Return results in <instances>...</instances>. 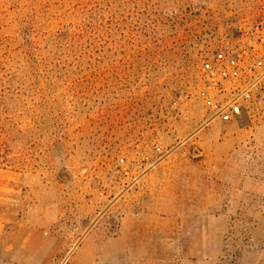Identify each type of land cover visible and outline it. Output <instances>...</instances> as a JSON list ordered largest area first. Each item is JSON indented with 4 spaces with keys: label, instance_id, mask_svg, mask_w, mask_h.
I'll list each match as a JSON object with an SVG mask.
<instances>
[{
    "label": "rangeland",
    "instance_id": "obj_1",
    "mask_svg": "<svg viewBox=\"0 0 264 264\" xmlns=\"http://www.w3.org/2000/svg\"><path fill=\"white\" fill-rule=\"evenodd\" d=\"M263 6L0 0V264H264Z\"/></svg>",
    "mask_w": 264,
    "mask_h": 264
},
{
    "label": "built area",
    "instance_id": "obj_2",
    "mask_svg": "<svg viewBox=\"0 0 264 264\" xmlns=\"http://www.w3.org/2000/svg\"><path fill=\"white\" fill-rule=\"evenodd\" d=\"M262 14H263V23L261 26V32L258 36V39L255 42H250L248 46L249 52L252 53L253 61L249 53H247L246 51H242L240 54L236 55L237 61L235 59L231 63L233 66L232 68L233 72L231 73L232 78H236L238 76V71H240L239 68L237 71L235 69V66L237 64H241L242 66L244 65L252 66L254 69L250 71H255V70L260 71L258 75H255L254 83H258V81L264 78V6H263ZM228 69H229V66H227L223 72L224 78L228 77V72L226 71ZM222 80L223 78L218 80V82L222 83ZM253 85L245 89H240L238 94L235 97H233L230 101H228L225 105H223L219 109V115L222 121L230 122L242 114L243 102L245 103L251 99L252 89L254 88Z\"/></svg>",
    "mask_w": 264,
    "mask_h": 264
},
{
    "label": "bare ground",
    "instance_id": "obj_3",
    "mask_svg": "<svg viewBox=\"0 0 264 264\" xmlns=\"http://www.w3.org/2000/svg\"><path fill=\"white\" fill-rule=\"evenodd\" d=\"M195 153L198 154L197 151H195Z\"/></svg>",
    "mask_w": 264,
    "mask_h": 264
}]
</instances>
